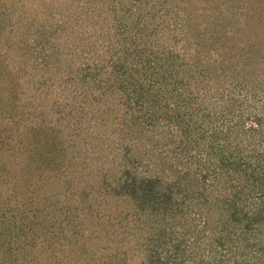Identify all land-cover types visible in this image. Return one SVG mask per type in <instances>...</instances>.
I'll list each match as a JSON object with an SVG mask.
<instances>
[{"label":"trees","instance_id":"16d2710c","mask_svg":"<svg viewBox=\"0 0 264 264\" xmlns=\"http://www.w3.org/2000/svg\"><path fill=\"white\" fill-rule=\"evenodd\" d=\"M244 3L0 0V264H264Z\"/></svg>","mask_w":264,"mask_h":264},{"label":"rangeland","instance_id":"374dc122","mask_svg":"<svg viewBox=\"0 0 264 264\" xmlns=\"http://www.w3.org/2000/svg\"><path fill=\"white\" fill-rule=\"evenodd\" d=\"M219 1V3H223V4H227L228 6H231L232 4H235L236 2H238V1H241V0H218ZM245 1V3H244V5H245V11H248V9L249 10H254V12L256 13V14H254V15H256V16H252V17H250L249 18V22L248 23H246V24H243V28H245V27H251L252 26V22H253V20L255 19V18H258V17H260V16H258V15H262V17L264 18V0H244ZM1 8H0V13H3V14H5V15H7L8 13H5V12H7V10L6 9H2V8H4V6H0ZM242 7H244L243 5H242ZM234 6L230 9V12L232 13V11H234ZM25 9V11L27 10L26 8H24ZM17 11L18 10H16L15 12L17 13ZM213 14H215V13H213ZM235 17H237V16H235ZM243 17L244 18H246L247 19V15L245 16V13L243 12L242 13V15H240V18L241 19H243ZM28 18H31V16H29ZM204 18V17H203ZM262 18V19H263ZM264 20V19H263ZM234 22H236V20L234 21ZM0 28H1V23H0ZM237 28V31L239 32V33H241L242 31H243V29L241 28V29H239V27L237 26L236 27ZM23 32V31H22ZM22 32H19V28H17V27H15L14 28V25L13 26H11V29H8L7 30V33H9L10 35L9 36H17V37H23L24 36V34L22 33ZM262 40H264V38L262 37L261 38ZM261 39H252V40H254V42H255V44H259V41H262ZM9 41V43L8 42H6L3 38H1L0 39V48H1V50L3 49V51H11V49H12V46H14V44H12V45H10L11 43H12V39H10V40H8ZM3 42V44L1 45V43ZM15 42V41H14ZM5 44V45H4ZM261 45H264V42L261 44ZM260 48H262L261 46H260ZM250 48H248V50H249ZM263 52H261L260 53V55L258 56V57H262V53H264V47L261 49ZM3 51H1V52H3ZM2 56V54H0V57ZM264 71V70H263ZM264 77V76H263ZM248 78H250V77H248ZM244 80V79H243ZM228 81V80H227ZM245 81V80H244ZM264 81V80H263ZM228 82H230V81H228ZM248 84H252V83H260V82H258V80L257 79H255V80H253V79H249V82H247ZM262 84H264V82H261ZM242 90V89H241ZM242 92H243V90H242ZM235 93H237V94H239V92L237 91V90H235ZM248 95V98H247V101L246 100H244V99H246V97H243V94L242 95H240L239 96V98H242L243 97V100H244V102L246 103H252L253 102V100H252V98H250V95L249 94H247ZM254 103H255V101H254ZM253 103V104H254Z\"/></svg>","mask_w":264,"mask_h":264}]
</instances>
